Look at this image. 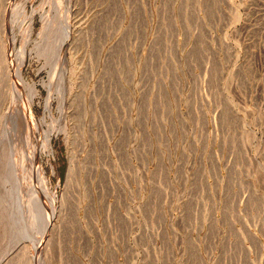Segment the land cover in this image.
Listing matches in <instances>:
<instances>
[{
  "label": "rangeland",
  "instance_id": "1",
  "mask_svg": "<svg viewBox=\"0 0 264 264\" xmlns=\"http://www.w3.org/2000/svg\"><path fill=\"white\" fill-rule=\"evenodd\" d=\"M11 116L0 264H264V0H0Z\"/></svg>",
  "mask_w": 264,
  "mask_h": 264
},
{
  "label": "bare ground",
  "instance_id": "2",
  "mask_svg": "<svg viewBox=\"0 0 264 264\" xmlns=\"http://www.w3.org/2000/svg\"><path fill=\"white\" fill-rule=\"evenodd\" d=\"M67 4V3H66ZM57 6H58V4H57ZM59 16L55 19L56 21H57V23H56V25L58 24V21H60L61 22V28H60V31H59V33H60V35L62 34V37L64 36L65 37V39H64V42H65V40L67 41V38H68V27H67V25L65 26V22H66V20H67V16L65 15V13H63V11H62V7H59ZM55 18V17H54ZM45 20V19H44ZM48 19H46V21H47ZM51 20V19H50ZM49 20V21H50ZM54 21V20H53ZM55 22V21H54ZM54 22H52V23H54ZM68 22V21H67ZM66 24H68V23H66ZM45 25V24H44ZM49 25V24H48ZM51 25V24H50ZM59 26V25H58ZM47 27H49V26H47ZM47 27H45V30H43V32L45 33V34H48V36H49V33H48V31L50 30H48L47 29ZM44 28V27H43ZM55 28V27H54ZM51 31V30H50ZM51 35H53V34H51ZM41 36H42V38H43V36L44 35H42L41 34ZM45 38V37H44ZM53 37L51 36L50 37V39L49 40H51ZM53 40V39H52ZM44 42V41H43ZM50 43H52V42H50ZM42 44V43H41ZM40 44V45H41ZM53 44V43H52ZM44 45H46V44H44ZM42 46V45H41ZM43 47V46H42ZM51 47H52V49L54 50V48H53V45L51 46V45H47V47L45 46V49H44V53H46V54H48V55H51V56H53L54 54H55V52H57V48L53 51V50H51ZM53 51V52H52ZM64 60V59H63ZM63 60H62V62H63ZM63 65H62V75H61V77H60V82H61V85H63L64 84V76H65V72H66V62L64 61L63 63H62ZM19 71V70H18ZM17 71V72H18ZM20 72V71H19ZM19 72L17 73V74H19ZM20 75V74H19ZM18 75V76H19ZM64 86H65V84H64ZM60 87V86H59ZM64 90V89H63ZM61 92H62V90H61ZM63 93H65V91L63 92ZM61 95V94H60ZM63 95V94H62ZM16 97V96H15ZM33 97V96H32ZM32 99V98H31ZM15 100V99H14ZM32 102V101H31ZM61 102V101H60ZM14 104H15V102H14ZM31 104V103H30ZM17 113H18V110H17ZM12 117V116H11ZM10 119V121L8 120L7 122H6V120L4 121V122H6L5 123V126H4V131H2V133L3 134H5V135H3V134H1L2 135V138H3V136L5 137V138H3V139H5V141L3 140V139H1V140H3V142L2 143H4V144H0L1 145V150H0V161L2 160L3 161V157H5L4 156V154L6 153V151L7 150H9L10 152L12 151H14L15 152V154L14 155H12V160H14V161H16L17 163H23V162H25V160H26V157L24 156L25 155V153H24V155H20V154H18L17 152H18V147H19V145L20 144H22L21 143V140H20V137H19V134H16L17 132L15 131V125H14V121H13V117L12 118H9ZM16 132V133H15ZM21 132V131H20ZM25 132V131H24ZM1 133V132H0ZM1 138V137H0ZM46 139V138H45ZM47 139H49V138H47ZM0 142V143H1ZM29 142V141H28ZM30 144V143H29ZM45 144H46V142H45ZM7 146L9 147V149L7 148ZM29 146V145H28ZM48 146V145H47ZM22 148V147H21ZM23 148H24V146H23ZM28 148H30V147H28ZM44 148H46V146L44 147ZM48 148V147H47ZM27 150V149H26ZM26 150H24L23 152H25ZM29 150V149H28ZM11 152V153H12ZM13 152V153H14ZM29 152H31V151H29ZM37 154V153H36ZM33 155V154H32ZM33 157V156H32ZM10 160V162H11V159H9ZM13 162V161H12ZM12 162L11 163H9V165L11 166V164H12ZM27 162V161H26ZM14 164H15V162H13ZM19 163V164H20ZM0 164H2V163H0ZM22 165V164H21ZM17 166V165H16ZM20 166V165H19ZM18 166V168H16L17 170H18V172L17 173H20V171L21 170H19L21 167H19ZM32 166H34L33 164H32ZM12 167V166H11ZM13 167H14V165H13ZM12 167V168H13ZM25 168H27V166L25 165ZM15 169V168H14ZM14 169H13V171H14ZM22 169H23V165H22ZM33 169H36V170H34L35 171V173H36V171H37V173L36 174H38L39 172H40V174H42L41 173V169L36 165L35 166V168L33 167ZM11 171V170H10ZM24 171H25V169H24ZM15 172V173H16ZM22 172V171H21ZM11 173V172H10ZM12 174V173H11ZM14 174V173H13ZM39 174V175H40ZM18 175V174H17ZM37 177H38V175H37ZM42 177V176H41ZM13 178H15V176L13 177ZM17 178V177H16ZM20 185V184H19ZM24 187V186H23ZM28 187V186H27ZM22 190H23V188H21ZM28 189V188H27ZM15 191V190H14ZM17 191V190H16ZM21 191V190H20ZM23 192V191H22ZM20 193V192H19ZM17 194V193H16ZM16 194H15V196H16ZM20 195H22L21 193L19 194V197H20ZM3 198V197H2ZM31 198V197H30ZM32 203V202H31ZM32 205V204H31ZM1 206H2V204H1ZM4 207V206H3ZM2 209V208H1ZM1 209H0V211H1ZM1 214H2V212H1ZM29 223V222H28Z\"/></svg>",
  "mask_w": 264,
  "mask_h": 264
}]
</instances>
